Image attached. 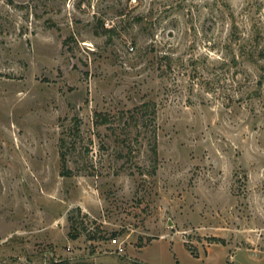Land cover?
Instances as JSON below:
<instances>
[{
  "label": "rangeland",
  "instance_id": "374dc122",
  "mask_svg": "<svg viewBox=\"0 0 264 264\" xmlns=\"http://www.w3.org/2000/svg\"><path fill=\"white\" fill-rule=\"evenodd\" d=\"M0 264H264V0H0Z\"/></svg>",
  "mask_w": 264,
  "mask_h": 264
},
{
  "label": "trees",
  "instance_id": "16d2710c",
  "mask_svg": "<svg viewBox=\"0 0 264 264\" xmlns=\"http://www.w3.org/2000/svg\"><path fill=\"white\" fill-rule=\"evenodd\" d=\"M140 117L142 120H146V121H152L154 119L153 116H155V111L154 108L153 110L151 109V106H149V104H143L140 108ZM147 112H149V114H146ZM146 117V119H144ZM151 151L156 154L157 153V144L154 140V142L152 143V147H151ZM61 162H62V166L63 168L66 167V159H65V154L61 155Z\"/></svg>",
  "mask_w": 264,
  "mask_h": 264
},
{
  "label": "built area",
  "instance_id": "2783aa9c",
  "mask_svg": "<svg viewBox=\"0 0 264 264\" xmlns=\"http://www.w3.org/2000/svg\"><path fill=\"white\" fill-rule=\"evenodd\" d=\"M112 242H113V243H117L118 241H117L116 238H113V239H112ZM120 251H122V249H120Z\"/></svg>",
  "mask_w": 264,
  "mask_h": 264
}]
</instances>
